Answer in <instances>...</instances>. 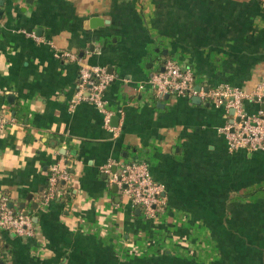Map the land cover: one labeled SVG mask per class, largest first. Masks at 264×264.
Listing matches in <instances>:
<instances>
[{
	"label": "crops",
	"instance_id": "obj_1",
	"mask_svg": "<svg viewBox=\"0 0 264 264\" xmlns=\"http://www.w3.org/2000/svg\"><path fill=\"white\" fill-rule=\"evenodd\" d=\"M1 2L0 201L34 235L3 231L0 264H264V150H229L223 105L148 84L175 55L210 87L264 83L262 2ZM81 64L112 75L103 108L73 103ZM134 160L163 185L156 217L110 181ZM54 164L68 179L43 204Z\"/></svg>",
	"mask_w": 264,
	"mask_h": 264
},
{
	"label": "built area",
	"instance_id": "obj_2",
	"mask_svg": "<svg viewBox=\"0 0 264 264\" xmlns=\"http://www.w3.org/2000/svg\"><path fill=\"white\" fill-rule=\"evenodd\" d=\"M65 54L73 58L69 53ZM112 78L104 66L81 64L73 103L90 102L103 108V93ZM148 84L157 97L165 94L198 96L213 104L223 105L227 112L232 110L229 121L222 128L229 150H264V110L248 114L244 109L246 100L264 101V83L257 84L251 91L229 85L210 87L205 82L195 81L193 69L168 58L162 60L161 67L150 75ZM110 115L109 112L105 113L104 124L111 129ZM104 171L109 172V166ZM68 175L67 168L60 164L51 166L43 204L57 196L60 191L58 183L67 180ZM110 181L121 189L133 205L142 210L146 218L156 217L165 205L163 185L152 178L149 166L144 161L134 160L124 164L111 174ZM3 231L23 237L34 235L30 216L10 209L5 198L0 201V236Z\"/></svg>",
	"mask_w": 264,
	"mask_h": 264
},
{
	"label": "water",
	"instance_id": "obj_3",
	"mask_svg": "<svg viewBox=\"0 0 264 264\" xmlns=\"http://www.w3.org/2000/svg\"><path fill=\"white\" fill-rule=\"evenodd\" d=\"M1 4H2V2H1V0H0V5H1ZM0 13H1V10H0ZM104 21H105L104 19L94 17V18L91 19V26H92V27L99 26V25L103 24ZM196 89H199V86H196ZM168 97H169L168 94H165V95H164V98L167 99ZM193 100H194L196 103H199V102H200L199 98H197V97L193 98ZM261 107H262V109L264 110V101L262 102ZM229 113L232 114L233 111L230 110ZM114 187H117V186L114 185Z\"/></svg>",
	"mask_w": 264,
	"mask_h": 264
},
{
	"label": "rangeland",
	"instance_id": "obj_4",
	"mask_svg": "<svg viewBox=\"0 0 264 264\" xmlns=\"http://www.w3.org/2000/svg\"><path fill=\"white\" fill-rule=\"evenodd\" d=\"M171 59H173L174 61H176V62H178V64L179 65H181V66H185V62L183 61V60H180L176 55L175 56H173V58H171ZM159 65V61L156 59H154V65H153V68H155V67H157ZM201 79V77L200 76H197L196 77V75H195V81L197 82L198 80H200Z\"/></svg>",
	"mask_w": 264,
	"mask_h": 264
},
{
	"label": "trees",
	"instance_id": "obj_5",
	"mask_svg": "<svg viewBox=\"0 0 264 264\" xmlns=\"http://www.w3.org/2000/svg\"><path fill=\"white\" fill-rule=\"evenodd\" d=\"M260 4H261V2H262V4H263V1L262 0H257ZM64 185H63V183H61V182H59L58 183V187H63ZM48 187V186H47Z\"/></svg>",
	"mask_w": 264,
	"mask_h": 264
}]
</instances>
